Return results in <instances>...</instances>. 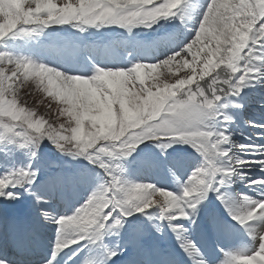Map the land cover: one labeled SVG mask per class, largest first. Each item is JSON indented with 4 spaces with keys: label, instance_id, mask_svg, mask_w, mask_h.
<instances>
[{
    "label": "snow or ice",
    "instance_id": "6c2138e0",
    "mask_svg": "<svg viewBox=\"0 0 264 264\" xmlns=\"http://www.w3.org/2000/svg\"><path fill=\"white\" fill-rule=\"evenodd\" d=\"M185 2L77 0L73 4L66 0L60 6L56 0H0V41L10 35L33 37L52 25H72L80 31L118 25L131 31L177 15L183 23L188 15L182 8ZM173 66L177 70L189 68L191 74L175 83L158 82L157 70H171ZM104 69L97 68L89 81L76 78L84 75L66 74L29 58L0 52V127L4 134L19 140L21 147H38L47 138L62 152L86 157L108 178L72 215L53 218L59 225L53 260L63 249L82 241H102L106 231L121 226L134 213L144 214L153 207H158L169 221L193 220L200 204L214 191L232 218L257 241L250 252H229L224 264H264V230L255 226L264 224V198L243 195L239 202H230L221 191L240 168L259 164L264 171V144L239 146L241 151L261 156L259 160L234 157L225 147L231 143L227 128L215 129L207 123L231 122L222 111L225 105L221 101L230 94L239 95L252 79L264 78V0H209L194 38L180 52L161 61L136 62L122 73L108 74ZM222 73L231 76L226 79ZM206 78H210V91L201 87ZM29 79L63 105L60 115L68 118L67 127L57 126L20 104L15 82ZM248 123L264 129V124ZM259 135L264 137V131ZM146 140L159 141L162 148L170 146L165 140H180L202 154L204 163L192 172L181 194L123 178L124 169L118 161ZM36 176L28 167L0 177V197L13 199L11 189L31 186ZM240 178L247 176L241 174ZM248 184L259 185L264 196V177L248 180ZM44 215L48 217L49 213ZM173 227L180 229L182 225ZM183 247L199 253L193 241H186ZM115 255L114 251L109 253V257ZM0 264L7 261L0 260ZM85 264L92 262L86 260Z\"/></svg>",
    "mask_w": 264,
    "mask_h": 264
},
{
    "label": "rangeland",
    "instance_id": "374dc122",
    "mask_svg": "<svg viewBox=\"0 0 264 264\" xmlns=\"http://www.w3.org/2000/svg\"><path fill=\"white\" fill-rule=\"evenodd\" d=\"M56 2L58 5L63 6L66 0H56ZM76 2L77 0H72L73 4ZM208 2L209 0H205V2L204 0H186L182 8L186 10L187 13H190V22L185 19L186 22L182 23L179 15H177L166 18L161 26L152 30H139V33H137L132 29L127 32L114 33L107 46H103L102 44L99 45L91 39L99 33L100 30H98L97 27H86V30L80 31L72 25H60L58 28L57 25H52L44 28L39 35L33 37L12 35L6 37L3 41H0V52H8L15 58L26 57L36 63H43L63 72L65 70L72 72L71 68H76L77 56L81 59L79 54L82 46L81 54L84 56L83 59L89 60L88 62L90 63L82 64L85 65V67L81 68L83 72L80 73V75L92 76L95 74L97 68L124 69L125 62L120 58V53L116 51L114 55L106 56V53L109 51H114V46L117 47V37L125 41L131 38L132 43L137 45L139 44L137 39L141 40L142 35L146 34L151 36L152 34V36L156 38L158 35L164 34L167 27L175 31L178 27V29L181 30V24H189V29H192L194 32L192 35L193 37L188 35L190 32L187 30L182 31L183 35H188L187 39L189 41L191 38H194L195 30ZM27 6L28 5H25V7ZM183 14L182 11L180 15ZM198 14L200 15L198 16L197 22L195 18ZM178 19L181 24H179ZM173 26L175 28H173ZM83 41L84 43L82 44ZM162 41H167L165 36ZM184 43L183 40L182 44L172 41L174 47L168 50L169 54L175 50L180 52L186 47ZM124 44L126 46L128 45L126 42ZM147 45H149V43H147ZM71 48L76 49L75 51L73 50L76 53L75 55ZM86 49H88L87 52H85ZM150 49L153 60L145 62L151 63L165 59L163 55L166 54V52L161 49L158 43H154V46ZM127 50L131 51V48L129 47ZM126 53L131 54L132 58L138 57L136 53ZM167 57L168 55L166 58ZM188 59L191 60V56H189ZM115 60L121 63L110 65L117 62ZM105 61L109 63L104 64ZM138 61L144 62L141 58H139ZM5 67L10 68L11 66ZM157 73L159 75L158 82L163 83L167 81L168 83H175L176 80L189 76L191 70L189 68L177 70L176 66H173L171 70L162 68L157 70ZM256 79L259 84L262 83L259 81L261 78ZM147 82L151 86L152 81L150 78ZM248 90L254 92H251V94H249L250 96L246 95L248 97L239 100L240 108L234 110L233 103L236 95H232L228 101L223 103L225 107L222 108V111L225 115L231 117L233 112L238 110L240 112V117L236 116L235 121L237 124L235 123L234 125H240L245 129L252 130L251 133L254 136L257 134H254L253 131L260 134L264 129L254 127L248 122L253 121L255 124H264V91L260 87L255 89L249 88ZM15 94L21 105L35 110L38 115L44 116L45 119L55 123L57 126H59V124H64L65 127H67L68 118L60 115V110L63 105L48 96L42 88L37 86V81L34 79L16 81ZM207 123L215 129L222 130L226 127L228 133L233 127V125L223 120H209ZM244 133V135L248 137L246 135L247 131ZM231 135L235 134H230V136ZM257 136H259L258 138L261 142H264V137L260 135ZM235 139H242V137H237ZM232 141L234 140L231 138V143L225 147L230 148L234 157L248 160V153L241 151L239 147L241 143L235 140V145H233ZM164 142L170 143V146L167 147V149L165 148L166 150L160 146L161 142L146 140L140 143L131 155L122 157L118 163L124 169L122 174L123 178L128 181L133 183H151L158 188L181 194L192 172L204 163L203 156L189 143L180 140H176L175 142L165 140ZM20 143L21 142L16 138L6 136L3 128L0 127V177L28 167H31L32 170L37 173L36 181L31 186L26 185L23 187L24 190L20 189L19 186L11 189L15 193L13 199L0 197V216L2 215L5 217L7 212H11L16 214L18 220L21 216L18 210H23L26 214L31 212L33 217L38 219L39 230L36 234V236L39 237L36 238L39 240L38 243L41 246L47 245L42 238H51L50 245L54 252L55 242L59 235V225L54 222L53 218L72 215L75 209L82 206L90 195L108 178L101 168L87 160L86 157H73L67 152H62L47 138L43 139L38 147H21ZM188 145L193 153L188 150ZM33 151L36 152V156L32 155ZM170 152L175 153L171 154ZM154 153H159L161 158L157 160V162L155 160L152 164L150 160H153ZM254 154L253 152L252 155ZM167 155L168 158L171 159H168L166 157ZM189 162L190 165H187ZM140 165L143 166V171L139 169ZM166 166L168 172L176 177L171 182L168 181L162 173L163 168L166 169ZM247 167L248 166L238 169L237 175L231 177L225 187L221 189L230 202H239L243 195L253 198V196L249 194L251 192H254L256 199L264 198L259 190H253V187L249 188L248 180H252L257 175L247 174ZM241 174H246L247 179H241ZM154 175H156V177L152 178ZM214 193L216 196L218 195L214 191L208 193L207 198L200 204L197 212L193 215V220L195 223L198 222L197 219H199L201 213L209 209L213 211V213L209 215V219L207 217L206 222L202 220L201 224L204 226V229L211 232L213 229L217 228L218 222L226 225V227H223L226 232V234L222 235L224 237L214 236L212 239L217 243L215 244L216 248L213 247L216 249L215 251H217V254H223L224 258H227L229 252H240L239 248L242 247L249 248L252 245L253 239L252 237L250 240L239 239L237 235L233 243H225L235 236L228 229L227 223L219 216L218 211L223 212L224 216L228 215L231 218L232 216L226 209L225 204L221 202V200H217L216 196L214 198ZM156 198L160 199L158 195ZM217 206H219L220 209H218ZM44 212L49 213V216L45 217ZM193 220L178 219L169 221L158 207H153L144 214L134 213L127 217L121 226L106 231L102 241L97 243L82 241L77 245H72L63 249L55 258H60L64 251H70V256L66 258L63 264H85L86 260L91 261L92 264H145L146 260L152 261L154 264H166L167 260L164 252L175 253L179 250L183 252L188 263L196 264V253H190L183 247L186 241H193L198 248V234L201 226H198L196 229L194 228L193 234L188 232L187 222L193 225L195 224ZM174 225H182V228L174 230ZM237 225L240 224L237 222ZM255 226L259 230H264V224L257 223ZM239 233L243 234L241 232ZM3 240H5L3 234L0 233V246L3 245ZM121 240H127V242L121 244L122 248L125 249L123 251H121V246L117 247V244H120ZM199 249L201 248H198V250ZM252 250L253 248L246 252ZM113 251L116 252L117 255L109 257V253ZM211 252L212 250L208 249V256L212 258L214 253L211 255ZM218 255L216 258H220H218L217 261H221L222 257Z\"/></svg>",
    "mask_w": 264,
    "mask_h": 264
},
{
    "label": "bare ground",
    "instance_id": "6f19581e",
    "mask_svg": "<svg viewBox=\"0 0 264 264\" xmlns=\"http://www.w3.org/2000/svg\"><path fill=\"white\" fill-rule=\"evenodd\" d=\"M201 1V0H200ZM204 2H205V0H204ZM200 14H202V13H200ZM200 14H198L197 15V17L195 18L196 20L198 19V16L200 15ZM189 16H190V13H188V15L185 17V19L188 21V22H190L191 21V19L189 18ZM178 22H179V24H181L180 23V21H179V19H178ZM197 22H198V20H197ZM197 22H196V24H197ZM195 24V25H196ZM194 25V26H195ZM179 28V27H178ZM178 28H176L175 29V31L173 32V33H164V34H161V35H158L157 37H156V40L158 41V42H162V43H166L165 45H163L162 46V49H163V51H165L166 52V54H165V57L164 58H166V56L168 55V56H170L171 54H173V53H176V52H178V51H174V52H172V53H170L169 54V52H168V50L169 49H171L172 48V46L170 45V44H168L169 42H170V40L171 39H174L177 43H179L180 41H181V38H182V40L185 42L184 44L185 45H187L186 43H188L189 41H191V39L188 41V39H187V36L188 35H193L194 34V32H193V30L192 29H189V24H181V26H180V28H181V30H179ZM194 28V27H193ZM184 30H187L188 32H190L188 35H183L182 34V31H184ZM164 36H165V39L167 40L166 42L165 41H162V40H164ZM193 37V36H192ZM186 39V40H185ZM72 47V46H71ZM131 48V51H134V52H136V51H139L140 53H141V55H143V56H148V55H150V50L149 49H147V47H144V46H142V49L141 50H138V49H136V48H134L133 46H131V44L129 45V46H126V47H124L125 49L124 50H127V48ZM71 50H72V52L74 53V55L76 54L74 51L76 50V49H72L71 48ZM74 50V51H73ZM79 50V49H78ZM144 52H146V53H144ZM82 53V49H80V56H81V59H79L78 58V56H77V67H78V63L80 64L81 63V66H83L82 64L83 63H90V62H88L89 60H87V59H83L82 57H83V55L81 54ZM84 67H85V65H84ZM72 69V72H68V71H66L65 69V73H70V74H80V73H82L83 71H79V69L78 68H71ZM74 71H76V72H74ZM261 85L263 86L264 85V83H261ZM260 86V84L258 83V81H257V79H252L251 81H249V83H248V85L245 87V88H243V92H241L240 94H239V96H237L236 98H235V103L233 104V108H234V110H235V108H238L237 107V104H238V100H242L243 98H246V97H248V96H246V95H249V94H251V92H253L252 90H248L249 88H253V89H255V88H257V87H259ZM264 89V88H263ZM245 91H246V93H245ZM233 110V111H234ZM233 117L234 118H236V116L237 117H240V115L237 113V112H233ZM230 125H233V130H232V128L230 129V131H229V133L230 134H235V135H231L232 136V139L235 141V138L236 137H242V138H244V139H246V140H248V138H249V140L248 141H244V140H240V139H237V142H239V143H241V145L242 144H250V145H257V144H259V145H261L260 144V142L258 141V136L257 135H250V130H248V129H243L240 125H234L235 123L237 124V122L236 121H233V120H231V122H228ZM247 131V133H246V135H248V138L247 137H243L242 135H244L245 133L244 132H246ZM234 141H232V143H233V145H235V142ZM248 154H247V157H248V160H250V161H255V160H259V159H261L262 157L261 156H259V155H255V156H253L252 155V153L253 152H251V151H248L247 152ZM150 162L153 164L154 163V161L151 159L150 160ZM260 167V165L259 164H250V165H248V171H247V174H249V175H254V174H256L257 176L256 177H254L253 179H259V175H258V168ZM139 169L140 170H142L143 171V166H139ZM162 173H163V175L165 176V178L168 180V181H173V179H175L176 177L175 176H172L169 172H167L166 170H165V168H163V171H162ZM152 177H156V175H154V176H152ZM157 180V179H156ZM247 184V183H246ZM245 184V185H246ZM254 188L253 190H255V189H257V190H260V186L259 185H252V186H249V188ZM181 192V191H180ZM261 192V191H260ZM253 193L254 192H251V193H249L251 196H253V199H256L255 198V196L253 195ZM7 215L9 216V217H12L13 216V214L11 213V212H7ZM2 216V215H1ZM0 216V217H1ZM194 218V217H193ZM201 218V216L199 217V219ZM199 219H197L198 220V224L200 223L199 221ZM201 222H202V220H201ZM264 228V227H263ZM199 239L202 241L201 243H202V251H203V253H202V255H208V251H206L205 249L209 246V244H205V239H204V235L202 234L201 235V237H199ZM208 240H210V239H208ZM213 245H215L214 243L212 244V246ZM211 246V245H210ZM212 250V252H211V255L214 253V250L213 249H211ZM216 256L217 255H215V257L213 258V264H222V263H224V261L226 260V259H222L221 258V261H217L218 260V258H220V257H218V258H216ZM204 257V256H203ZM208 257V256H207ZM210 256H209V259H212ZM18 259H20V258H18ZM17 258H15L14 260H18ZM195 259H198V256H196L195 257ZM204 259V258H203ZM206 260V259H205ZM18 262H19V260H18ZM206 263H207V261H206Z\"/></svg>",
    "mask_w": 264,
    "mask_h": 264
},
{
    "label": "clouds",
    "instance_id": "9594fccd",
    "mask_svg": "<svg viewBox=\"0 0 264 264\" xmlns=\"http://www.w3.org/2000/svg\"><path fill=\"white\" fill-rule=\"evenodd\" d=\"M104 71L108 74H114V73H117V72H124L126 71L125 69H104ZM61 75H63V73H61ZM77 79H86V80H89L91 81L92 77L91 76H82V77H76Z\"/></svg>",
    "mask_w": 264,
    "mask_h": 264
},
{
    "label": "water",
    "instance_id": "95a60500",
    "mask_svg": "<svg viewBox=\"0 0 264 264\" xmlns=\"http://www.w3.org/2000/svg\"><path fill=\"white\" fill-rule=\"evenodd\" d=\"M223 78H230L231 74L230 73H222ZM209 84H210V78H206L205 81L201 82V87L205 88L206 91H210L209 89Z\"/></svg>",
    "mask_w": 264,
    "mask_h": 264
}]
</instances>
